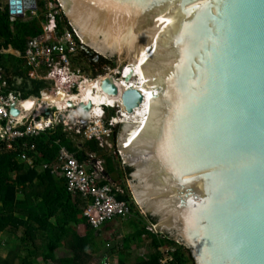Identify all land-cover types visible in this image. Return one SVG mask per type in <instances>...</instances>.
Listing matches in <instances>:
<instances>
[{
	"label": "water",
	"instance_id": "95a60500",
	"mask_svg": "<svg viewBox=\"0 0 264 264\" xmlns=\"http://www.w3.org/2000/svg\"><path fill=\"white\" fill-rule=\"evenodd\" d=\"M59 1L91 61L114 60L126 84L151 73L102 90L121 98L119 151L157 234L195 264H264V0ZM36 8L9 0L12 14Z\"/></svg>",
	"mask_w": 264,
	"mask_h": 264
},
{
	"label": "trees",
	"instance_id": "16d2710c",
	"mask_svg": "<svg viewBox=\"0 0 264 264\" xmlns=\"http://www.w3.org/2000/svg\"><path fill=\"white\" fill-rule=\"evenodd\" d=\"M39 8L41 11L37 18L31 21L19 20L14 24L9 20V7L5 9L0 15V41L5 48L11 47L23 54L28 40L42 33L41 24L46 22L44 0H39ZM65 27L73 29L63 13L62 20H59V30L63 31ZM81 55L94 67L115 64L114 60L103 57L95 63L84 50H81ZM3 66L8 74L24 78L21 87L24 98H40L41 92L47 88L44 87L45 82L32 79L31 69L21 58L7 55L4 57ZM107 99L111 101L109 97ZM114 114L115 110L108 109V117ZM120 129L121 127L117 128L115 137ZM80 141L66 135L60 126L44 132L38 138L18 141L14 150H8L0 141V237L11 236L17 241L16 248L6 258L0 256V264H39V259L44 255L54 253L63 246L73 253V257L56 261L55 264H91L93 261L97 236H104L105 233L95 231L88 224L83 217V200L70 196L66 181L52 175L63 147L74 153L80 163L89 160V154L103 160L111 181L125 190V195L118 196V200L128 204L135 231L123 239V252L132 253L134 246L140 249L144 246V238H147L149 244L145 258L137 257L134 263L121 259L119 264H193L189 250L166 235L148 232V223L155 226L157 220L150 215L141 214L130 188L122 181L131 178L133 168L128 165L121 167L118 153L101 148L96 141ZM24 154L33 159L34 169L22 162L21 157ZM45 165L50 169L43 170ZM69 215L74 222L69 221ZM113 222L103 226L106 231L113 229ZM80 225L86 227L84 237L77 232ZM22 231L23 236L18 238ZM165 248L171 250L168 254L171 261L162 263L166 256L161 249Z\"/></svg>",
	"mask_w": 264,
	"mask_h": 264
},
{
	"label": "built area",
	"instance_id": "2783aa9c",
	"mask_svg": "<svg viewBox=\"0 0 264 264\" xmlns=\"http://www.w3.org/2000/svg\"><path fill=\"white\" fill-rule=\"evenodd\" d=\"M4 11L5 8L0 4V15ZM40 11L37 0L36 9L23 10L22 15L10 13L9 20L12 24L19 20L31 21L39 16ZM63 13L59 0H44L46 22L41 24L42 33L28 40L23 54L11 47L5 48L0 41V141L8 150H14L18 141L38 138L44 132L60 126L69 137L96 141L101 148L119 154L118 134L115 137V132L125 111L121 99L113 104L105 102L97 105L81 97V94L90 86L93 95L120 98L106 94L102 90V82L106 77H112L120 92L121 82L115 77V69L105 70L104 66L94 67L89 62L85 63L86 57L81 55L83 44L74 28L59 30V20H62ZM7 55L21 58L32 70L35 79L50 84L44 90L62 100L46 99L45 96L31 97L28 99L34 100L35 104L26 109L24 105L28 99L23 97L21 91L23 78L6 72L3 60ZM69 103L74 107H70ZM82 104H91V109L84 111ZM13 105L19 110L17 117L11 114ZM96 108L99 110L96 111ZM108 109L115 110V114L108 117ZM83 119H86L85 125ZM21 160L34 169V161L28 155L24 154ZM49 169L47 165L43 167V170ZM53 170V174L65 179L67 193L83 200V217L95 231L100 232L107 223L130 217L128 204L118 200V196L125 195V190L111 181L103 160L94 154H89V160L80 163L74 153L63 147ZM147 230L158 235L154 225L148 223ZM161 252L166 256L162 263L171 261L168 255L171 250L165 248Z\"/></svg>",
	"mask_w": 264,
	"mask_h": 264
},
{
	"label": "rangeland",
	"instance_id": "374dc122",
	"mask_svg": "<svg viewBox=\"0 0 264 264\" xmlns=\"http://www.w3.org/2000/svg\"><path fill=\"white\" fill-rule=\"evenodd\" d=\"M0 4L6 9L8 7V5H9V0H0ZM70 25H71V23H70ZM85 63H88V61L85 60ZM103 66H104L103 68L105 70H107L108 68L115 69V64L114 65H103ZM124 77L127 79L128 75L126 74V75H124ZM132 79H134V78H131L130 80H132ZM44 87H50V84L49 83H45ZM45 97H47V96L45 95ZM109 98L112 100V97H109ZM105 102L113 104L111 101H108V99H104L102 101V103H105ZM79 140H81L80 143H83V139H79ZM117 155L119 157L118 158V161H119L118 163L121 165V167H123L124 166L123 158H122L120 153L117 154ZM122 181L126 182L127 186L131 190V187H130V184H129V180L128 179H125V180L122 179ZM131 194H132V191H131ZM132 196H133V194H132ZM140 212H141V214L143 216H146L141 210H140ZM68 219H69V221L74 222V219H73L72 216L69 215ZM132 220H133V218L130 216L126 220L115 221L111 225V226H114L113 229H115V231L108 230V231L105 232L104 236L103 235L102 236L101 235L97 236V241H96L95 247H94L93 261L91 262V264H103V263H105L106 261L103 262L104 257H107L109 259V262L107 260L106 263L115 264V261H117L119 259L120 260L122 259V260H124L127 263H134L135 259L137 257L143 258V257L147 256L148 244H149L147 238H144V240H145L144 242H146V245L144 244V246L141 247L140 249H137L134 246L132 248V250H134V251H132V253L123 252V250L121 249L123 239L127 235H129V234H131V233H133L135 231L134 227L132 226ZM79 231H80V233L82 235H85V233H86L85 226L79 227ZM102 231H103V229H102ZM156 231H158V230L155 227V232ZM102 233H104V232H102ZM23 234H24L23 231L20 232L18 238L20 236H23ZM13 242L14 241H12V244H13ZM11 249H13V247H11ZM51 260H53V258L47 257L46 259H44L46 264H50V262L52 263ZM193 264H195V263L193 262Z\"/></svg>",
	"mask_w": 264,
	"mask_h": 264
},
{
	"label": "crops",
	"instance_id": "0c3cea01",
	"mask_svg": "<svg viewBox=\"0 0 264 264\" xmlns=\"http://www.w3.org/2000/svg\"><path fill=\"white\" fill-rule=\"evenodd\" d=\"M30 69V68H29ZM30 75H31V77H32V79H35V76H34V74L32 73V70H31V72H30ZM21 78H23V77H21ZM23 83H24V78H23ZM58 163V162H57ZM57 166V165H56ZM54 171V170H53ZM52 175L55 177V178H57V179H63V178H61V177H58L57 175H55V174H53V172H52ZM65 180V179H64ZM74 198V197H73ZM85 208V207H84ZM84 210V209H83ZM82 226H84V225H80V226H78V228H77V232H78V234L81 236V237H84L85 235H86V233H85V235H82L81 233H80V231H79V227H82ZM86 228V227H85ZM102 229H103V231H102ZM101 229V233L102 232H106V230H105V227H103ZM112 231H115V229H112ZM108 233V232H107ZM20 234V233H19ZM19 236V235H18ZM22 236H20L19 238H21ZM0 240H1V244H0V256L2 257V258H6L7 257V255L9 254V252L10 251H12V250H14L15 248H16V245H17V241H16V238L15 237H11V236H7L6 237V235H3L2 237H0ZM144 240V239H143ZM12 241H14L13 242V244H12ZM145 241V240H144ZM144 244L146 245V242H144ZM11 247H13V249H11ZM121 249L123 250V248H122V246H121ZM47 257H49V258H53V260H51L52 261V263L50 262V264H55V262L56 261H60V260H65V259H71L72 257H73V253L70 251V250H68L65 246H63V247H61L60 249H58L57 251H55L54 253H51V254H46V255H44L41 259H39V264H46L45 263V261H44V259H46ZM143 258H145V257H143ZM105 259V260H104ZM104 259H103V262H107V260H108V262H109V259L107 258V257H104ZM121 260L119 259V260H117V261H115V264H119V262H120ZM117 262V263H116ZM104 264V263H103ZM110 264V263H109Z\"/></svg>",
	"mask_w": 264,
	"mask_h": 264
},
{
	"label": "bare ground",
	"instance_id": "6f19581e",
	"mask_svg": "<svg viewBox=\"0 0 264 264\" xmlns=\"http://www.w3.org/2000/svg\"><path fill=\"white\" fill-rule=\"evenodd\" d=\"M166 11L163 12L162 14L163 15H166ZM179 17H180V14L178 13V11L176 10V15L174 17V19L172 20V22L170 23L169 25V28L167 30V32L161 36H159L158 38H156L153 42H152V50H153V45L154 43L157 45L158 41L160 39H162V37H165V35H169L170 33L173 32L177 22L179 21ZM151 73L150 72H146V74L144 75H140V74H134V79L130 80L131 81V84H126V83H120V86H121V89H128L130 87H140L142 86V84L144 83V81L149 77ZM126 86V87H125ZM92 88L89 86V88L87 90H85V92H83L81 94V97H84V99H87V100H90V102L94 103V104H97V105H100L102 103V101L104 99H107V95H100V94H97V95H93L92 94ZM46 99H54V100H62V98L60 97V99L55 96V95H50V94H47L46 95ZM63 96V95H62ZM118 99H121V98H113L112 97V103H114L116 100ZM31 106H33L34 104L33 103H30ZM99 109L96 108V111H98Z\"/></svg>",
	"mask_w": 264,
	"mask_h": 264
},
{
	"label": "flooded vegetation",
	"instance_id": "af4514ba",
	"mask_svg": "<svg viewBox=\"0 0 264 264\" xmlns=\"http://www.w3.org/2000/svg\"><path fill=\"white\" fill-rule=\"evenodd\" d=\"M95 63H97V62H95Z\"/></svg>",
	"mask_w": 264,
	"mask_h": 264
}]
</instances>
